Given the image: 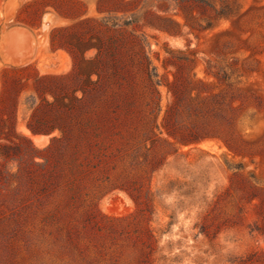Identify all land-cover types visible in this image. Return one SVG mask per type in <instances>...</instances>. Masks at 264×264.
I'll return each instance as SVG.
<instances>
[{"label":"rangeland","instance_id":"1","mask_svg":"<svg viewBox=\"0 0 264 264\" xmlns=\"http://www.w3.org/2000/svg\"><path fill=\"white\" fill-rule=\"evenodd\" d=\"M0 264H264V0H0Z\"/></svg>","mask_w":264,"mask_h":264},{"label":"trees","instance_id":"2","mask_svg":"<svg viewBox=\"0 0 264 264\" xmlns=\"http://www.w3.org/2000/svg\"><path fill=\"white\" fill-rule=\"evenodd\" d=\"M182 1H199V2H205V0H182ZM128 24V23H127ZM132 39L134 41H138L137 36H133ZM115 41L116 38L114 36H110L108 43H103V44H97V43H92L89 40V50L96 48L97 53L95 54L94 57L89 58V60L85 59L82 57V59L86 62L89 61V89L90 87H96L98 85H102L105 87V80H108L113 77H121L124 76L121 71V66L117 61L116 57V51H115ZM140 43V41H138ZM141 53V64L143 67V70L146 74V78L148 79L150 85H151V97L153 100V112L155 110L157 111L156 114L154 115L155 118H157V115L160 111V103H159V91L157 89L158 81V72L155 66L152 65L151 59L148 55V51L145 48V45H142V50L140 51ZM99 64L103 65L105 69H99ZM103 70V72H102ZM93 75L97 76L96 80H93ZM176 81H177V76H175V80L171 83L168 84L169 90L173 93L174 95V101L168 111L167 117H165V122L163 123V127L167 130L168 134L170 136H174L176 138V133L174 129L171 127H168V119L170 116V113L173 109L178 107L179 102L181 100L180 95L178 94V91L176 89ZM28 127L29 129L34 133V134H39V133H46L49 134L56 128H59L63 132V137L66 136L64 132V128L62 126L58 125H51L49 123H34L32 120L28 122ZM156 128H159V125L156 123ZM59 138H54V140H58ZM202 138L198 137H188L187 139H184L182 142L184 143H191V142H198ZM48 149V147H45L44 149H37L38 151H44ZM146 207H148V204L145 202L144 203ZM143 211L144 209H140ZM141 243L143 246L149 249V252L153 249L152 248V243H153V235L151 233V230L149 228H144L143 229V236L140 238ZM148 252V254H149Z\"/></svg>","mask_w":264,"mask_h":264},{"label":"bare ground","instance_id":"3","mask_svg":"<svg viewBox=\"0 0 264 264\" xmlns=\"http://www.w3.org/2000/svg\"><path fill=\"white\" fill-rule=\"evenodd\" d=\"M11 34L15 37H17V36L21 37V36L25 35V32L21 29H15V30H12ZM36 138H40V137L37 136Z\"/></svg>","mask_w":264,"mask_h":264}]
</instances>
